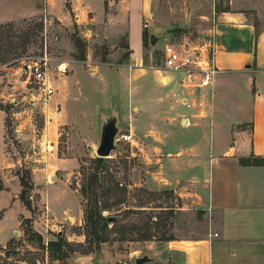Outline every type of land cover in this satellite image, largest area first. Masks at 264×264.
I'll return each instance as SVG.
<instances>
[{
  "label": "rangeland",
  "instance_id": "rangeland-1",
  "mask_svg": "<svg viewBox=\"0 0 264 264\" xmlns=\"http://www.w3.org/2000/svg\"><path fill=\"white\" fill-rule=\"evenodd\" d=\"M81 18L45 11L0 25V105L5 112L8 157V168L0 170V177L10 187L0 196V206L7 202L9 206L20 184V200L8 208V227L27 212L20 198L24 175L33 184L29 192L34 208L29 217H21L17 233L0 245V264H135L134 256L146 250V241L212 235L214 264H264L263 243L217 237L216 213L193 206L173 186L157 188L148 180L156 167L150 156L158 145L166 152L164 135L172 133V123L181 136L182 117L166 113L170 99L165 91L172 89L181 107L191 99L205 101L203 93L209 86L200 87L198 80L189 82L183 73L166 67L169 48L151 46L146 22L147 36L137 62L131 58L126 35L102 32L89 15ZM168 32V44L174 45L189 31ZM189 36L194 40L197 35ZM45 51L56 89L51 97L35 81H26L27 74L20 70L24 56L39 57ZM187 89L194 91L189 98L184 94ZM114 107L123 120L118 148L103 157L97 170L101 112ZM4 163L0 152V166ZM94 173L105 189L112 188L106 195L102 188L97 190L100 204L106 200L110 204L104 215H120L99 248L88 237L80 195L81 186ZM147 232L154 238L136 239ZM59 240L67 243L70 252L63 259L51 250L50 243Z\"/></svg>",
  "mask_w": 264,
  "mask_h": 264
},
{
  "label": "crops",
  "instance_id": "crops-1",
  "mask_svg": "<svg viewBox=\"0 0 264 264\" xmlns=\"http://www.w3.org/2000/svg\"><path fill=\"white\" fill-rule=\"evenodd\" d=\"M45 11L89 15L102 32L126 35L137 62L147 29L166 35L163 46L177 50L213 38L215 63L223 72L203 93V107L182 104V109L172 89L165 91L170 99L166 113L182 117L181 136L172 123V133L164 135L166 152L159 145L151 152L156 167L148 180L157 188L173 186L193 206L216 213L217 237L264 244V164L239 163L241 158L264 157V0H0V25ZM175 29L189 32L181 36V43L169 45L168 31ZM193 33L194 40L189 36ZM193 92L187 89L185 97ZM0 114V152L6 158L2 170L8 168V157L5 112L0 109ZM3 185L0 196L10 190L6 178ZM19 191L20 184L9 206H0L2 246L17 233L21 217L30 216L26 208L8 227V208ZM214 243L213 235L146 241V250L134 258L148 253L154 261L145 264H214Z\"/></svg>",
  "mask_w": 264,
  "mask_h": 264
},
{
  "label": "built area",
  "instance_id": "built-area-1",
  "mask_svg": "<svg viewBox=\"0 0 264 264\" xmlns=\"http://www.w3.org/2000/svg\"><path fill=\"white\" fill-rule=\"evenodd\" d=\"M214 54L213 38L204 40L191 48L181 50L169 48L165 60L166 67L183 73L186 76L185 80L189 82L198 80L200 87H207L215 81L218 74L223 72L215 63ZM20 70L27 74L26 81L32 80L39 84L47 97L55 94L56 89L49 76L50 58L46 51L39 57L24 56L21 60ZM185 104L187 108L195 105L204 106L203 101H194V99L186 101Z\"/></svg>",
  "mask_w": 264,
  "mask_h": 264
},
{
  "label": "trees",
  "instance_id": "trees-1",
  "mask_svg": "<svg viewBox=\"0 0 264 264\" xmlns=\"http://www.w3.org/2000/svg\"><path fill=\"white\" fill-rule=\"evenodd\" d=\"M149 34V33H148ZM147 36V32H144V39ZM0 109L4 111V108L0 105ZM104 159L103 157H99L97 159V170L103 166ZM239 163L242 165H252V164H264V157H250V158H241L239 159ZM97 173V172H96ZM94 173L90 176L89 181L84 183L80 189V195L83 199L84 204V215H85V223L87 227L88 237L95 243V248H99L101 243L107 240V232L109 231L110 224L116 226V223L119 222V219L113 220L109 222L108 217L111 215H104V211L109 210L110 204L106 202L100 204L99 193L97 190L99 188L103 189L104 195L109 193L112 188H104V185L100 184L98 175ZM20 182L22 186V191L20 194V198L25 204L26 208L33 213L34 208L32 206V202L30 200V190L33 188V184L29 181V176L22 175L20 177ZM3 179L0 177V189H3ZM86 201V202H84ZM114 216H120L119 214H115ZM154 238V235L149 232L140 234L137 240H151ZM175 238L168 237L166 240H173ZM66 245L59 241H52L50 243L51 250L54 253L55 257L58 259H63L70 255L69 250H67Z\"/></svg>",
  "mask_w": 264,
  "mask_h": 264
},
{
  "label": "water",
  "instance_id": "water-1",
  "mask_svg": "<svg viewBox=\"0 0 264 264\" xmlns=\"http://www.w3.org/2000/svg\"><path fill=\"white\" fill-rule=\"evenodd\" d=\"M164 34H158L152 31L149 34V41L151 46L164 44ZM112 109L111 111H102L100 116V132H99V145L97 147V154L99 157H109L111 152L118 148L116 144L117 135L120 132L122 123V115L120 109ZM92 147V146H90ZM120 216L111 215L108 217L109 222L119 219ZM154 261L148 253H144L141 256L135 258V264H145L147 262Z\"/></svg>",
  "mask_w": 264,
  "mask_h": 264
}]
</instances>
